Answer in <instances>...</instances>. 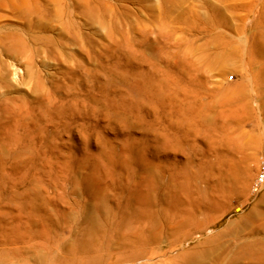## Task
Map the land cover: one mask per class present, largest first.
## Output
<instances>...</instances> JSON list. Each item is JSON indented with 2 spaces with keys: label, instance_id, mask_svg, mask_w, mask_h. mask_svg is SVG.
Here are the masks:
<instances>
[{
  "label": "rangeland",
  "instance_id": "rangeland-1",
  "mask_svg": "<svg viewBox=\"0 0 264 264\" xmlns=\"http://www.w3.org/2000/svg\"><path fill=\"white\" fill-rule=\"evenodd\" d=\"M263 32L264 0H0V264L263 247Z\"/></svg>",
  "mask_w": 264,
  "mask_h": 264
},
{
  "label": "bare ground",
  "instance_id": "bare-ground-1",
  "mask_svg": "<svg viewBox=\"0 0 264 264\" xmlns=\"http://www.w3.org/2000/svg\"><path fill=\"white\" fill-rule=\"evenodd\" d=\"M258 42L256 41L252 45V52L255 54V56L260 58L259 59L260 65L257 69V76L260 78H263V80H264V32L262 33L260 40H258ZM242 174H243V172H242ZM237 179H238L237 180V186L234 187V189L231 191V193L233 195L238 194L239 190H241V186H243V184H244V181H243L244 179L242 178L241 174L238 175ZM235 184H236V182H235ZM230 188H232V187H230ZM253 192L255 193L254 189H253ZM258 212H259V217H264V214L261 213V210L259 211V209H258ZM249 217H250V219L255 218L254 215H250ZM157 235H155V236H157ZM92 237L93 236H91V238ZM105 237H106V235L104 233L100 237L95 235L91 240L82 241L81 244L75 246L73 249L70 248L69 249L70 252L64 258V260L62 262H57L56 264H116V263H119L118 260L120 261V258L117 257V255L115 257V255L111 251L107 252V253L104 251V247H107V246H105V244H106V241H104ZM87 238H89V237H87ZM150 238H152V237H150ZM255 242H257V241H255ZM214 243L217 244L216 239L211 240V242L207 243V244L211 245ZM123 244H126V243H123ZM127 244H128V242H127ZM140 249H142V248H140ZM136 250H139V249H136ZM150 250H152V249H150ZM122 251L125 252V250H122ZM132 251H134V249ZM142 251L143 250H141V254H142ZM229 251L234 252V255H235L234 259L232 258V259L227 260L226 256L229 255V253H230ZM260 251H264V246L263 247L245 246V247H240V248L238 247L235 250H227V249L210 247L206 252H202L199 249L186 252V253L178 256V258H175L174 260H172L170 262V264H255V263L256 264H264V263L259 262V261H256L254 263V262L248 260V256L257 255L258 253H260ZM145 252L146 251H144V254H145ZM151 252H153V250ZM80 253L88 254L89 256H86L83 258H78L77 256ZM197 253L199 255L198 258H196ZM128 254L129 255L131 254V256H132V253L128 252ZM137 254H139V253H134V255H137ZM144 254H142V256ZM148 255H145V257ZM154 255H156V252L153 253L152 256H154ZM123 256H124L123 260H127V257L130 258V256H127V255H126L127 257L125 255H123ZM142 256H140V257H142ZM16 257H18V256H15V258ZM125 257H126V259H125ZM123 260L121 259L122 262H124ZM3 261H5V260H3Z\"/></svg>",
  "mask_w": 264,
  "mask_h": 264
},
{
  "label": "built area",
  "instance_id": "built-area-1",
  "mask_svg": "<svg viewBox=\"0 0 264 264\" xmlns=\"http://www.w3.org/2000/svg\"><path fill=\"white\" fill-rule=\"evenodd\" d=\"M264 188V159L261 162L259 174L257 175V179L253 185V189L255 193H259Z\"/></svg>",
  "mask_w": 264,
  "mask_h": 264
}]
</instances>
